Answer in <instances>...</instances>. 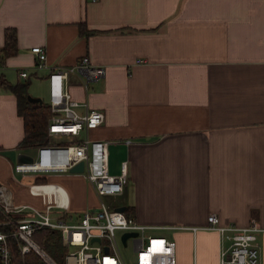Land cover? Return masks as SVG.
<instances>
[{
	"label": "crops",
	"instance_id": "crops-1",
	"mask_svg": "<svg viewBox=\"0 0 264 264\" xmlns=\"http://www.w3.org/2000/svg\"><path fill=\"white\" fill-rule=\"evenodd\" d=\"M7 27L17 51L0 57V75L28 80L30 95L49 92V67L82 56L104 66L98 78L70 74L68 89L104 112L89 136L107 141L109 172L126 162L119 207L173 240L176 264H219L230 232L206 228L212 212L264 226V0H0V48ZM34 45L48 64L36 72ZM23 134L16 96L0 86V186L12 204L43 207L30 185L48 182L72 221L99 206L82 174L17 171L36 152ZM258 242L264 264V233Z\"/></svg>",
	"mask_w": 264,
	"mask_h": 264
},
{
	"label": "built area",
	"instance_id": "built-area-1",
	"mask_svg": "<svg viewBox=\"0 0 264 264\" xmlns=\"http://www.w3.org/2000/svg\"><path fill=\"white\" fill-rule=\"evenodd\" d=\"M31 50L37 56L32 71L48 67L45 47L34 45ZM49 68L47 103L51 113L47 134L50 141L37 145L31 159L16 163L14 168L23 173H67L72 166L83 162V170L76 173L88 180L100 204L95 209L83 210L77 220L69 222L64 218L66 206L56 196L57 191L64 193L59 185L48 182L30 185L34 194L42 196L41 208L12 204L0 186V264H15L11 242L16 243L22 255L34 252L43 264H59L33 239L34 230L43 226L62 230L63 243L68 247L63 253L64 264H176L173 240L160 233H147L153 226L139 223L102 199L103 195L122 192L127 181L126 162H122L120 173L109 172L107 141L89 136L90 129L104 121V112L89 108L87 101L74 99L68 81L70 74L81 76L82 71L89 77H101L104 66L82 56L72 65ZM29 73L27 67L18 70L21 77H28ZM82 86L87 89L86 79L82 80ZM79 106L83 107L82 112L77 110ZM207 220L206 228L215 229L221 235L230 232L229 244L220 250L219 264H260L258 235L264 233V226L256 219H250L245 225H223L212 212ZM116 230H122L119 238ZM121 243L131 244L130 261L121 252Z\"/></svg>",
	"mask_w": 264,
	"mask_h": 264
},
{
	"label": "trees",
	"instance_id": "trees-1",
	"mask_svg": "<svg viewBox=\"0 0 264 264\" xmlns=\"http://www.w3.org/2000/svg\"><path fill=\"white\" fill-rule=\"evenodd\" d=\"M16 31L13 27H7L4 33V45L0 48V57L16 53ZM29 81H18L16 83L8 82L0 75V86L8 87L16 96L17 110L22 116L24 122V134L20 144L26 146H37L50 141L47 134L48 118L50 116V106L46 102L36 103L28 100ZM33 239L42 246L55 261L63 258L64 248L61 242V235L57 229L46 226L34 230ZM11 253L15 264H41L39 258L34 252L22 255L14 242H11ZM57 259V260H56Z\"/></svg>",
	"mask_w": 264,
	"mask_h": 264
},
{
	"label": "rangeland",
	"instance_id": "rangeland-1",
	"mask_svg": "<svg viewBox=\"0 0 264 264\" xmlns=\"http://www.w3.org/2000/svg\"><path fill=\"white\" fill-rule=\"evenodd\" d=\"M40 97L42 99V102L46 103L47 100H48L47 91L43 95H41ZM102 199H103V201L106 204L110 205L111 207H119V203L121 201V199L118 196H116V195H103ZM75 214H77V213L74 212V214H71V215L70 214H66L64 218L67 221H72L71 219H73V220L75 219V216H74ZM125 214L129 215L127 212H125ZM57 231H58L59 235H62V230L57 229ZM121 233H122V230H116V235L118 236V238L120 237ZM147 233H160V232L155 231L153 229H149V230H147ZM61 242H62V246L64 248V251H65V249H68V247L66 245H64L62 239H61ZM120 249H121V252L124 254V256L127 258L128 261H130L133 258V254L131 252V244L130 243L127 246H124L121 243L120 244ZM56 262L59 263V264H64V258H60V260H57Z\"/></svg>",
	"mask_w": 264,
	"mask_h": 264
},
{
	"label": "water",
	"instance_id": "water-1",
	"mask_svg": "<svg viewBox=\"0 0 264 264\" xmlns=\"http://www.w3.org/2000/svg\"><path fill=\"white\" fill-rule=\"evenodd\" d=\"M27 98L31 102L42 103V99L40 97H38V96H32V95L28 94ZM30 159L31 158H29L28 160H30ZM83 166H84L83 162H79L76 165L72 166L70 168V171H72V172L82 171L83 170ZM117 209L124 210V206L117 207ZM125 236H126V234L124 235V237Z\"/></svg>",
	"mask_w": 264,
	"mask_h": 264
}]
</instances>
